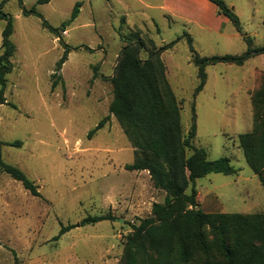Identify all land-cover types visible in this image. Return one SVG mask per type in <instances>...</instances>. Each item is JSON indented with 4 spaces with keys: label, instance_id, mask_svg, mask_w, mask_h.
Wrapping results in <instances>:
<instances>
[{
    "label": "rangeland",
    "instance_id": "obj_1",
    "mask_svg": "<svg viewBox=\"0 0 264 264\" xmlns=\"http://www.w3.org/2000/svg\"><path fill=\"white\" fill-rule=\"evenodd\" d=\"M21 1L22 7L18 0H0L1 13L12 18L16 48L0 104V142H19L1 145V158L19 168L39 196L0 173V264H121L132 226L163 201L164 192L153 186L147 171L124 168L134 160L133 148L108 113L110 78L122 48L137 38L144 42L141 60L152 49L149 40L156 48L175 41L160 58L179 104L182 136L193 103L191 144L204 149L210 161L228 158L235 170L195 179L197 207L206 213L264 214V184L238 142L240 134L252 130L254 111L264 114V51L242 65L206 66L205 85L195 96L197 69L190 52L241 55L247 49L244 37L252 48H264V0H223L243 36L207 0ZM76 3V18L62 30ZM32 7L41 17L23 14ZM4 25L0 18V45ZM64 45L69 52L55 73ZM101 215L112 219L80 224ZM62 227L69 229L57 238Z\"/></svg>",
    "mask_w": 264,
    "mask_h": 264
},
{
    "label": "trees",
    "instance_id": "obj_2",
    "mask_svg": "<svg viewBox=\"0 0 264 264\" xmlns=\"http://www.w3.org/2000/svg\"><path fill=\"white\" fill-rule=\"evenodd\" d=\"M50 0H36L46 4ZM217 13L225 17L243 36L239 20L231 7L223 0H207ZM22 7V1L18 0ZM79 3L72 9L70 17L61 25L72 22L77 14ZM1 7V6H0ZM40 14L32 7L23 14ZM5 20L1 31L0 54V104L4 102L5 75L13 66L11 58L15 45L11 40L12 18L3 15ZM41 25L58 35V29L45 20ZM61 41V38L59 37ZM246 51L241 55L200 57L193 52L191 61L197 69L198 83L194 96L204 87L205 67L216 63L242 65L251 55L260 54L264 48H252L251 40L244 37ZM152 49L148 58L141 60L138 52L144 42L137 38L122 48L113 76L112 99L108 113L119 124L134 152V160L124 168L128 171H147L156 189L164 192L161 203H153L151 216L140 219L132 226L127 236L121 264H264V214L240 215L227 213H206L197 207L194 181L209 173L230 175L235 172L226 157L208 160L204 149L191 144L195 135L194 105L191 106V124L186 137L180 127L179 104L166 80L165 67L160 54L173 45ZM69 48L64 45L61 58L55 64V73L66 61ZM55 73L53 75H55ZM56 82L53 81L51 88ZM102 119L89 133L102 128ZM243 157L261 183L264 184V114L254 111L253 127L250 132L238 136ZM17 145L0 142V173H5L19 182L32 196H39L37 186L17 167L5 163L1 158V145ZM187 151L190 153L187 155ZM111 220L110 215L87 217L80 224ZM69 227H62L59 235Z\"/></svg>",
    "mask_w": 264,
    "mask_h": 264
}]
</instances>
